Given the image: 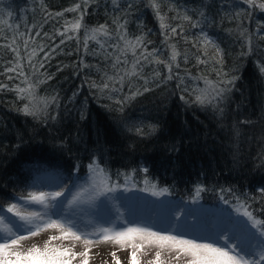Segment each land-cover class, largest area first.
<instances>
[{"label":"trees","instance_id":"1","mask_svg":"<svg viewBox=\"0 0 264 264\" xmlns=\"http://www.w3.org/2000/svg\"><path fill=\"white\" fill-rule=\"evenodd\" d=\"M77 3L83 10L84 0H0V36L25 34L17 41L23 57V39L39 31L29 49H37L36 61L44 56L38 46L51 53L42 68L24 64L35 89L34 97L21 99L13 89L27 85L4 72L14 54L0 48V83L8 85L0 90V209L44 177L63 187L82 183L96 161L109 175L143 172L176 207L197 204L233 231L242 228L233 223L240 204L264 220V10L241 0H162L165 23L180 33L165 41L149 0H89L82 28L60 44L58 31L80 14L65 9ZM58 12L64 15H49ZM114 21L129 39L142 36L162 60L175 45L179 67L170 74L164 64L144 63L138 76L115 85L119 91L101 90L115 75L113 50L93 40L85 47L84 40L100 25L114 30ZM205 35L220 48L221 64L215 47L202 46ZM197 56L207 63L198 64ZM128 60L121 68H131V53ZM221 70L226 77L217 75ZM203 78L234 82L215 104L200 105L194 96L208 87ZM26 104L37 114H24Z\"/></svg>","mask_w":264,"mask_h":264},{"label":"snow or ice","instance_id":"2","mask_svg":"<svg viewBox=\"0 0 264 264\" xmlns=\"http://www.w3.org/2000/svg\"><path fill=\"white\" fill-rule=\"evenodd\" d=\"M115 3V0H113ZM242 3L248 5L249 8L256 7L264 10V0H241ZM89 0H84V8L82 10L81 4L77 3L73 7L65 9V12L80 13L74 21H66L63 31H58V35L64 37L60 44L65 42V39H73V36L68 33L76 32L82 28L83 17L86 14ZM162 0H149L156 17L160 22V27L165 29L163 33L165 41L171 37H175L178 33L177 27H171L165 23V16L161 11ZM131 7V5H129ZM50 16H63L64 13L58 12L49 14ZM185 20H190L191 17L184 16ZM117 27L114 30H109L108 25H100L97 28L88 30L87 38L84 40V46L87 47L88 40L96 41L101 49L107 51V47L112 48L113 52L109 55L112 59V68L115 75L107 76L106 81L102 83L101 90L119 91L116 88L117 83L122 84L126 77L138 76L139 70L144 63L164 64L171 74L173 66L179 67L176 63L177 58L181 55L176 50L175 45L171 46L170 56L167 60H162L158 57L156 50L149 51L147 48V41L142 36L129 39L123 24L114 21ZM198 25L193 24V27ZM183 30L180 29V32ZM25 34L14 35L11 37L0 36V40L8 41V43H0V48H7L14 54V62H9L10 66L4 69L5 73H14L16 77H22V82L27 87L17 86L14 91L17 92L18 97L24 99L26 97H34L35 85L29 83V77L24 71V64L27 63L30 67L35 69V64L44 67V61L50 58L51 53L44 51V46H38L39 52H44L43 59L36 61L38 55L37 49H29V42L34 41L35 37L41 35L39 31L35 36L27 35L23 39L24 56H21V46L17 43ZM45 35H47L45 33ZM243 35V33H241ZM103 37L104 39H99ZM111 41V43H109ZM247 41L251 45V38ZM211 44L216 48V63H222V53L215 42L210 40L206 35L203 37V45ZM196 47V45H193ZM249 50L251 48L249 47ZM55 51V48L52 49ZM128 53L132 55L131 68H121V65H128ZM206 56V52L204 53ZM187 59V57H185ZM198 64L207 63L206 59H201L200 56L196 58ZM260 71L264 74V66H261ZM155 76L159 72H154ZM218 76L226 77L227 74L222 70L217 72ZM49 79L51 77H48ZM172 76L169 75L168 79ZM8 79H13L9 76ZM205 85L208 87L198 89L194 96V103L205 105L215 104L217 100L223 98L224 93L228 91L224 85H230L234 80L222 78L219 81L213 82L203 78ZM8 88V85L0 83V90ZM144 91H148L147 88ZM139 92L133 93L138 95ZM22 111L26 115H36L37 113L26 104ZM146 172L147 169H144ZM89 182L87 185H81L80 189L75 193L69 190L70 199L65 196L64 191L54 192H31L27 196H22L19 199L23 200L26 205L35 204L41 206L40 210L21 211L18 204H10L6 211L11 213L17 219L13 220L4 215H0V264H73V261L79 257V264H89V253L91 249L100 244H114L119 250L125 248L132 249L130 254L129 264H140L137 259V253L146 247H154V259L147 261V264H163L161 255L163 252H168V264L175 261L180 264L183 258L184 264H264V220L258 219L253 211H250L248 206L240 204L237 212L245 217L243 222L244 229L248 231V238L244 239L236 235L232 228L228 225H220L213 234L214 242H200L197 239L186 238L182 229L185 227L184 223L180 224V234H173L172 231H154L152 227L140 226L139 224H121L119 228L115 224L109 227L95 225L91 230L81 228L72 216H61L59 211H51L53 209H62L64 204L68 207L74 208L77 204L85 202H95L101 196L108 197L109 193L116 192L120 185L118 183L110 182L111 178L107 172L100 167L99 163L93 161L89 165ZM131 180V174L124 177L125 185ZM125 190H131L125 188ZM146 191L147 189H143ZM167 189L159 192L153 191L152 195H163ZM202 188L197 189V196H199ZM264 193V189H260ZM65 197L63 200L59 199ZM227 203V201H225ZM4 211L3 209H0ZM53 216L59 218L53 219ZM7 219V223L5 220ZM255 231L248 230V226ZM11 225V226H9ZM195 227V226H193ZM55 230L58 234L50 235L44 242L43 246L32 245L27 249L23 248L22 242L29 240L32 237L38 236L43 232ZM70 240L72 243L69 246L53 245L54 241ZM223 240V245L216 241ZM139 241V242H138ZM77 242L83 245V251L77 252L74 249ZM145 255L147 253L145 252ZM113 257V264H121L119 257L115 252L111 253ZM104 264H108L107 261Z\"/></svg>","mask_w":264,"mask_h":264},{"label":"rangeland","instance_id":"3","mask_svg":"<svg viewBox=\"0 0 264 264\" xmlns=\"http://www.w3.org/2000/svg\"><path fill=\"white\" fill-rule=\"evenodd\" d=\"M129 174H131V180L125 185L124 177ZM90 175L89 172V175L82 183L69 185L67 187H63L64 183L56 179L48 180L44 178L38 181V188L33 189L31 192L64 191L65 196L70 199L69 190L75 193L80 189L81 185H87ZM109 176L111 178L110 182L118 183L120 188L116 192L109 193L107 198L101 196L94 203H80L71 209L67 204H64L62 209H53L51 211H59L61 216H72L76 220V223L85 230H91V227L95 225L109 227L115 224L116 227L119 228L121 224L127 223L152 227L154 231H172L173 234H180V224L183 222L185 227L182 231L186 238L197 239L200 242L208 243L214 242L213 234L216 232L217 227L225 225V223L219 224L216 216L209 215L206 213L207 211L201 210L197 204L192 210L186 207H176L169 198L167 191L163 195H152L153 191L159 192L164 188L151 182L141 171H125ZM126 187L131 190H125ZM143 189L147 190L144 191ZM64 198L65 197H61L59 199L63 200ZM15 204L21 207V211L40 210L41 208V206L35 204L26 205L21 199H18ZM6 209L1 215L13 220L17 219L13 217L11 213H7ZM52 218L57 219L59 217L53 216ZM245 219L246 218L241 214L233 219L234 225H242L240 231L235 230L233 232L247 239L248 231L244 229L243 225ZM5 223H7V219ZM248 230L255 231L251 229L250 224ZM55 234H58L55 230L43 232L38 236L23 241V248L27 249L34 244L42 247L48 237ZM0 235H2V233H0ZM216 242L223 245V240ZM71 243L72 241L70 240L54 241L53 245L63 244L64 246H69ZM74 250L77 252L83 251V245L77 242V246ZM156 250L157 249L154 247H146L139 251L137 253V259L140 261V264H147V261L154 259ZM131 251L132 249L130 248L119 250L117 245L111 243L100 244L91 249L89 253V264H104L105 261H107L108 264H113L112 252L116 253L121 264H129ZM145 252L147 255H145ZM168 257V252L165 251L162 253L161 261L163 264H168ZM79 259L78 257L77 260L73 261V264H79ZM172 264H176V262L172 261ZM180 264H184L183 258H181Z\"/></svg>","mask_w":264,"mask_h":264}]
</instances>
